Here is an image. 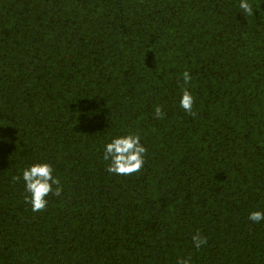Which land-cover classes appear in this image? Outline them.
I'll list each match as a JSON object with an SVG mask.
<instances>
[{
  "label": "trees",
  "instance_id": "obj_1",
  "mask_svg": "<svg viewBox=\"0 0 264 264\" xmlns=\"http://www.w3.org/2000/svg\"><path fill=\"white\" fill-rule=\"evenodd\" d=\"M250 2L254 16L238 0H0V264H264V222L248 220L264 212V0ZM126 132L146 164L109 174L103 144ZM35 159L63 188L40 212L11 179Z\"/></svg>",
  "mask_w": 264,
  "mask_h": 264
},
{
  "label": "clouds",
  "instance_id": "obj_2",
  "mask_svg": "<svg viewBox=\"0 0 264 264\" xmlns=\"http://www.w3.org/2000/svg\"><path fill=\"white\" fill-rule=\"evenodd\" d=\"M239 9L245 15L254 16L250 0H238ZM193 77L189 71L182 73L183 84L179 98V107L187 114L194 115L193 108L196 97L189 90ZM153 115L157 119L165 116L161 105L154 107ZM148 149L137 132H126L108 137L103 144V159L108 162L109 174L127 176L140 172L145 164ZM13 183H22L25 203L31 206L33 212L43 211L49 204L50 195L60 197L63 192L61 181L55 175V167L48 160L35 159L19 169L11 177ZM253 223L264 222V212L253 211L248 215ZM192 243L196 249L207 244V238L197 231L192 236ZM177 264H192L191 256L178 258Z\"/></svg>",
  "mask_w": 264,
  "mask_h": 264
}]
</instances>
